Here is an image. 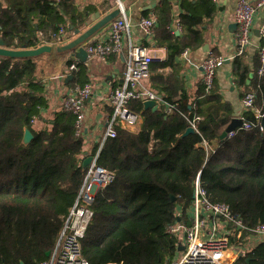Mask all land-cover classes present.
<instances>
[{
	"label": "trees",
	"instance_id": "trees-1",
	"mask_svg": "<svg viewBox=\"0 0 264 264\" xmlns=\"http://www.w3.org/2000/svg\"><path fill=\"white\" fill-rule=\"evenodd\" d=\"M76 1L0 0V39L9 49H32L49 41L61 25L70 33L69 25L82 29L97 8H79ZM174 6L171 0H159L155 9L156 44L168 49V57L151 64V86L170 102H178L186 91L177 61L188 47L204 49L217 14L213 0H181L183 32L178 35L170 30ZM209 53L221 57L216 47ZM243 54L233 59V77L243 87L241 98L254 93L255 107L264 114L260 54L252 75ZM78 67L68 86L89 80L87 63ZM37 68V57L0 55V264H42L49 258L88 168L83 166L86 140L76 133L75 116L63 107L50 118L42 115L48 101ZM216 72L210 91L202 80L194 101L178 102L171 113L164 105L153 110L141 101L131 103L145 122L139 132L118 127L100 152L98 163L116 177L93 204L94 217L82 239L86 259L94 264H167L179 252L168 226L176 221L177 206L186 213L200 170L212 201L229 204L250 226L264 223V129L240 126L233 136L228 132L221 138L234 108L224 101ZM245 117L254 120L251 111ZM195 118L197 129L184 135ZM26 129L33 134L29 143H24ZM238 264H264V241Z\"/></svg>",
	"mask_w": 264,
	"mask_h": 264
},
{
	"label": "built area",
	"instance_id": "built-area-1",
	"mask_svg": "<svg viewBox=\"0 0 264 264\" xmlns=\"http://www.w3.org/2000/svg\"><path fill=\"white\" fill-rule=\"evenodd\" d=\"M115 9L120 10L119 19L111 21L107 26L108 32L95 40H87L83 45L88 52V60L92 58L105 59L109 56L125 53L127 56L123 81L109 91L108 99L112 111L106 119L105 130L97 138L99 144L93 160L88 165L83 182L78 191L75 202L65 220L57 243L49 258L42 264H94L83 256L82 239L84 238L90 223L94 217L93 204L98 192L115 180V172L100 165L98 158L108 138L117 136V128L121 124L133 125L138 122L142 115L131 107L133 101L145 102L155 100L158 105H164L166 112H173L178 102H170L165 97L151 89L145 84L151 72V64L154 57L151 49L135 43L131 38V29L135 22L128 15L127 5L124 0H114ZM264 9V0H240L235 11L237 23V54H243L251 44L253 26L256 14ZM158 24V17L152 13L143 16L137 23L145 37H152ZM180 23L177 27L170 26L174 33L181 29ZM261 43L259 54L261 67L259 74L264 73V22L259 29ZM74 35L61 25L57 31L50 34L48 41L52 46L64 45ZM127 40V44H126ZM190 49L186 48L181 57L189 56ZM80 59L76 58L69 65V72L64 77L69 80V74L78 70ZM224 62L222 57L210 54L204 59L200 67L202 69V80L206 90L210 91L213 86L215 72ZM99 88V86L97 87ZM94 85L91 82L70 85L63 99L65 111L75 116V127L77 135L86 139V130L93 124L94 120L87 112V100L94 94ZM254 93H247L242 103L245 111H251L254 120L250 121L245 116L241 117L243 124L241 128L249 129L253 125H262L264 114L255 107ZM35 120V119H34ZM195 118L191 121V127L197 129ZM235 130L229 131L233 136ZM204 145L213 150V146L204 142ZM176 221L168 226V232L177 237L179 252L167 264H238L261 242L264 241V223L254 226L246 224L240 216L235 214L229 204L225 202L212 201L208 197L206 188L201 181V170L194 180L193 199L185 211L177 206ZM181 247V248H180ZM108 264H124L111 262Z\"/></svg>",
	"mask_w": 264,
	"mask_h": 264
},
{
	"label": "crops",
	"instance_id": "crops-1",
	"mask_svg": "<svg viewBox=\"0 0 264 264\" xmlns=\"http://www.w3.org/2000/svg\"><path fill=\"white\" fill-rule=\"evenodd\" d=\"M171 1L175 3V6L173 9L174 19L172 20L170 26L177 27V24L179 23L178 14L181 12V0ZM213 1L217 7V14L208 28L207 43L204 46V49H202V51H192L191 48L188 47L190 49L189 56L185 58L180 56L177 61V64L181 69L180 77L184 79L186 88V91L182 92L178 102L187 103L194 101L196 97L197 85L202 81L203 72L200 64L210 55V53L208 54V51H211V48L216 47L217 52L224 59L223 65H221L216 72V78L220 91L224 97V101L231 102L233 105L234 116L232 119L241 118L245 116L246 112L240 96V92L243 90V87L236 84L232 72L233 59L236 55H238L236 38L237 27H235L234 24L236 23L235 11L240 0ZM249 1L254 2L256 0ZM76 2L79 8H83L90 4L97 8L93 13H89V17L98 11L101 12L102 16L113 11L110 6V3L112 2L111 0H77ZM158 2L159 0H126L125 3L127 5L128 15L135 22L130 32L132 40L139 45L150 48L154 59L166 60L168 57V49L166 47L157 46L154 35L152 37H145L141 30L137 27V23L143 17V11H149L148 15L154 13L157 16L155 9ZM263 22L264 9L259 11L255 16L252 41L243 54L244 62L250 68L251 75L254 73L257 55L259 54V46L262 40L259 29ZM108 28V26L102 28L89 40H95L102 35H106ZM85 29H87L86 23L84 28L81 30ZM182 32L183 28L180 30L176 29L174 33L182 35ZM72 36L73 37L69 41L74 38L73 34ZM44 44H49V42L46 41ZM53 50L48 53H43L37 57L38 68L36 73L45 85L44 95L48 101V106L42 110V115L48 118L52 117L53 113L62 107L63 99L69 87V80L67 81L64 75L67 74V64L70 62H68V58L71 53L63 52V55L59 58L53 55ZM126 59L127 56L123 53L112 55L105 59L92 58L86 62L89 69V80L87 82L93 83L95 88L93 96L87 100V112L94 120L93 124L86 130V144L91 146L90 149L86 146V152H88V155H93L90 154V152L92 151L94 144L97 143L99 135L105 130L106 119L112 111V106L108 99L109 91L116 85L122 83ZM50 61L54 63L52 67L50 66ZM48 63H50V65H48ZM80 63L81 61L79 64ZM58 69L61 71L59 74H57ZM160 70L163 71V69ZM54 71L56 72L55 74L53 73ZM95 76H98V80L95 79ZM52 78L56 80L52 81ZM145 82L148 87L153 89V86H151V72L149 78L146 79ZM98 86L99 88H97ZM144 122L145 116L141 115L137 123L133 125H126L125 123H122L121 126L127 130L139 132L142 129ZM132 127H134V129H132Z\"/></svg>",
	"mask_w": 264,
	"mask_h": 264
},
{
	"label": "water",
	"instance_id": "water-1",
	"mask_svg": "<svg viewBox=\"0 0 264 264\" xmlns=\"http://www.w3.org/2000/svg\"><path fill=\"white\" fill-rule=\"evenodd\" d=\"M120 10L114 9L110 13L102 16L101 12H96L91 15L86 22L87 29H75L73 25H69V29L73 31L74 38L64 45L57 46L56 50L59 52H70L71 55L68 58V62L74 61L76 58H79L81 62L86 63L88 61V52L84 47V43L93 37L97 32H99L102 28L106 27L111 21L115 19H119ZM237 27V23L234 24ZM53 50V46L50 44H43L37 48L27 49H9L4 46L3 39H0V55L6 57H38L43 53H48ZM67 62V63H68ZM67 72L69 71V65L67 64ZM71 78V74H69V79ZM145 109L152 108L156 110L158 108V103L155 100H147L144 102ZM243 121L241 118H234L232 122L227 127L226 131H224L221 135V138H226L227 133L231 130L236 129L237 127L242 126ZM262 125L264 127V117L262 119ZM195 129L190 127L184 133L187 135L191 132H194ZM33 138V134L29 129L25 130L24 134V143H29ZM86 158L84 159L83 166L87 167L91 161L93 160L92 155H88V152H85ZM181 248V247H180ZM50 255V252L47 253V256ZM21 264H25L21 262Z\"/></svg>",
	"mask_w": 264,
	"mask_h": 264
},
{
	"label": "rangeland",
	"instance_id": "rangeland-1",
	"mask_svg": "<svg viewBox=\"0 0 264 264\" xmlns=\"http://www.w3.org/2000/svg\"><path fill=\"white\" fill-rule=\"evenodd\" d=\"M125 2H126V0H124ZM128 4V3H127ZM110 6L112 7V9L114 10L115 9V3L114 2H111L110 3ZM53 48H54V50H53V52H54V54L53 55H55L56 57H61L62 55H63V52H59V51H57L56 50V48H57V46H53ZM50 63H51V65H50ZM50 63H48V65H50L51 67L54 65V63L52 62V61H50ZM56 66V65H55ZM122 68V67H121ZM58 73L57 74H59L61 71H60V69H58V71H57ZM54 74L56 73L55 71L53 72ZM48 75V74H47ZM48 76H50V75H48ZM58 76V75H57ZM53 80L52 81H55L56 79H54V78H52ZM95 79L96 80H98V76H95ZM93 81H94V79H93ZM146 83V82H145ZM35 123L38 125V126H42L43 125V123L42 122H40L39 120H36L35 121ZM86 146H87V148L88 149H90L91 148V146L90 145H88V144H86Z\"/></svg>",
	"mask_w": 264,
	"mask_h": 264
},
{
	"label": "bare ground",
	"instance_id": "bare-ground-1",
	"mask_svg": "<svg viewBox=\"0 0 264 264\" xmlns=\"http://www.w3.org/2000/svg\"><path fill=\"white\" fill-rule=\"evenodd\" d=\"M132 129H134V127H132Z\"/></svg>",
	"mask_w": 264,
	"mask_h": 264
}]
</instances>
